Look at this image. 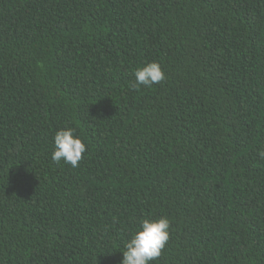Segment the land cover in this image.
<instances>
[{"label":"trees","instance_id":"obj_1","mask_svg":"<svg viewBox=\"0 0 264 264\" xmlns=\"http://www.w3.org/2000/svg\"><path fill=\"white\" fill-rule=\"evenodd\" d=\"M261 151L264 0H0V264H121L161 216L150 264H264Z\"/></svg>","mask_w":264,"mask_h":264},{"label":"clouds","instance_id":"obj_2","mask_svg":"<svg viewBox=\"0 0 264 264\" xmlns=\"http://www.w3.org/2000/svg\"><path fill=\"white\" fill-rule=\"evenodd\" d=\"M135 85L152 87L165 79V73L158 62L152 61L139 66L134 71ZM86 144L76 134L75 128L65 127L55 132L54 150L51 159L59 163L63 160L77 167L86 152ZM264 159V151L258 153ZM170 220L166 216L144 219L139 229L125 245L121 264H150L161 255L169 240Z\"/></svg>","mask_w":264,"mask_h":264}]
</instances>
